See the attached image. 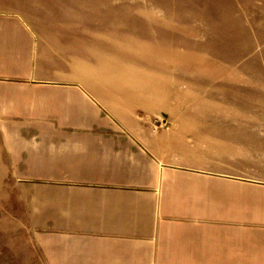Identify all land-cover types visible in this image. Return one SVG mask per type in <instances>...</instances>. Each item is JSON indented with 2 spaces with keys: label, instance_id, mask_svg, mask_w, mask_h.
<instances>
[{
  "label": "crops",
  "instance_id": "1",
  "mask_svg": "<svg viewBox=\"0 0 264 264\" xmlns=\"http://www.w3.org/2000/svg\"><path fill=\"white\" fill-rule=\"evenodd\" d=\"M79 6L0 10V189L43 263L264 264V83L135 75Z\"/></svg>",
  "mask_w": 264,
  "mask_h": 264
},
{
  "label": "rangeland",
  "instance_id": "2",
  "mask_svg": "<svg viewBox=\"0 0 264 264\" xmlns=\"http://www.w3.org/2000/svg\"><path fill=\"white\" fill-rule=\"evenodd\" d=\"M81 4L90 6L89 19L122 35L124 63L135 75L153 58L155 74L170 70L176 87L180 68H186L188 87L195 79H213L208 83L223 92L231 84L242 91L240 85L264 83V0H0V10H22L33 20L67 19ZM15 195L10 181L0 189V199L6 196L0 202V264H44L26 221L19 220Z\"/></svg>",
  "mask_w": 264,
  "mask_h": 264
}]
</instances>
